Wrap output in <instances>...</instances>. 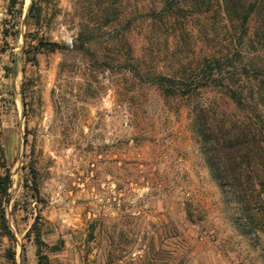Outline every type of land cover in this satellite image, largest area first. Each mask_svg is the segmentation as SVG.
Wrapping results in <instances>:
<instances>
[{
    "label": "rangeland",
    "instance_id": "1",
    "mask_svg": "<svg viewBox=\"0 0 264 264\" xmlns=\"http://www.w3.org/2000/svg\"><path fill=\"white\" fill-rule=\"evenodd\" d=\"M19 1L0 0V264H39L37 245L47 264H264V229L238 226L193 128L205 107L264 133V106L204 65L264 67L261 16L241 37L217 0L175 22L161 0H34L37 20Z\"/></svg>",
    "mask_w": 264,
    "mask_h": 264
},
{
    "label": "trees",
    "instance_id": "2",
    "mask_svg": "<svg viewBox=\"0 0 264 264\" xmlns=\"http://www.w3.org/2000/svg\"><path fill=\"white\" fill-rule=\"evenodd\" d=\"M161 0L159 13L169 20L177 21L184 16L187 4L197 5L204 0ZM229 21L239 30L241 37L247 35V23L252 14L258 13L260 24L255 32L258 42L264 49V0H217ZM22 3L10 0V6ZM206 7L208 4H205ZM34 10V11H33ZM26 17L39 18V11L35 1L31 0ZM45 49L54 51L60 46L55 42L44 44ZM205 68L209 73L228 74L229 85L225 90L238 106L246 102L255 101L264 106V67L243 65L240 71L228 63L227 56L211 54L204 59ZM230 69L234 71H229ZM237 76V78H234ZM159 84L166 94L174 91L184 95L191 94V83L179 80L172 85L175 78L158 74ZM185 79V77H181ZM166 82L168 85H165ZM245 82L244 84H240ZM173 86V88L171 87ZM246 90V93H244ZM261 120V119H259ZM193 128L199 137L201 150L212 178L218 183L227 202H233L236 209V222L242 229H264V133L254 130L251 124L244 129L234 130L217 123L205 107H199L194 112ZM259 133V134H258ZM39 264H47V258L41 253L39 245L36 248Z\"/></svg>",
    "mask_w": 264,
    "mask_h": 264
}]
</instances>
